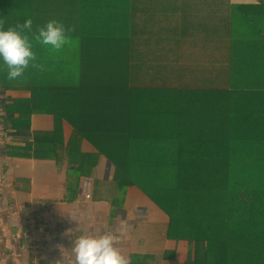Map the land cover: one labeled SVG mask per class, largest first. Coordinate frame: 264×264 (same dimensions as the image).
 <instances>
[{"label": "trees", "instance_id": "obj_1", "mask_svg": "<svg viewBox=\"0 0 264 264\" xmlns=\"http://www.w3.org/2000/svg\"><path fill=\"white\" fill-rule=\"evenodd\" d=\"M28 18L76 30L60 52L33 41L45 70L22 79L0 58V89L29 93L9 124L51 116L37 149L72 152L73 188L104 157L114 175L96 189L140 190L193 247L184 264H264V1L0 0L5 29Z\"/></svg>", "mask_w": 264, "mask_h": 264}, {"label": "crops", "instance_id": "obj_2", "mask_svg": "<svg viewBox=\"0 0 264 264\" xmlns=\"http://www.w3.org/2000/svg\"><path fill=\"white\" fill-rule=\"evenodd\" d=\"M232 3L253 5V0ZM236 17L246 21L243 14ZM3 95V123L14 139L0 155V264H30L32 260L75 264L74 241L81 235L103 233L116 237L117 246L130 257L131 264L185 263L193 247L187 241L166 237V214L135 187L110 196L107 186L97 190V181L110 182L114 175L104 157L97 164L92 161V172L71 187L72 152L56 157L37 149V139L55 136L56 132H51L53 118L33 114L29 126L23 122L13 127L6 118H27L18 100L29 93ZM71 132V126L63 124L66 140ZM81 148L85 154L94 153L86 141Z\"/></svg>", "mask_w": 264, "mask_h": 264}, {"label": "clouds", "instance_id": "obj_3", "mask_svg": "<svg viewBox=\"0 0 264 264\" xmlns=\"http://www.w3.org/2000/svg\"><path fill=\"white\" fill-rule=\"evenodd\" d=\"M6 21L0 19V58L7 68V79L18 80L25 76L27 69L45 70L38 63L33 50V41L54 52H60L71 45L75 26H66L62 21L50 20L33 33L32 18L18 22L5 29ZM75 264H131V259L117 246V239L112 233L81 235L71 248Z\"/></svg>", "mask_w": 264, "mask_h": 264}, {"label": "built area", "instance_id": "obj_4", "mask_svg": "<svg viewBox=\"0 0 264 264\" xmlns=\"http://www.w3.org/2000/svg\"><path fill=\"white\" fill-rule=\"evenodd\" d=\"M255 4L259 5L261 0H253ZM3 91L0 90V155L7 149L13 141V135L10 133L6 125L3 123V109L2 102L4 99ZM30 264H38L37 260H32Z\"/></svg>", "mask_w": 264, "mask_h": 264}, {"label": "rangeland", "instance_id": "obj_5", "mask_svg": "<svg viewBox=\"0 0 264 264\" xmlns=\"http://www.w3.org/2000/svg\"><path fill=\"white\" fill-rule=\"evenodd\" d=\"M171 5H173V3ZM180 14H181L180 9L177 10V12H174V14L171 16V17H173V19L171 20V18H170V22L172 21L174 23V22L178 21L179 18H181ZM153 16H155L154 21H158V20L162 19V14L158 11V9L153 13ZM165 24H167V22ZM0 90L3 91L2 89H0ZM262 236H264V234Z\"/></svg>", "mask_w": 264, "mask_h": 264}, {"label": "water", "instance_id": "obj_6", "mask_svg": "<svg viewBox=\"0 0 264 264\" xmlns=\"http://www.w3.org/2000/svg\"><path fill=\"white\" fill-rule=\"evenodd\" d=\"M254 3V2H253Z\"/></svg>", "mask_w": 264, "mask_h": 264}]
</instances>
